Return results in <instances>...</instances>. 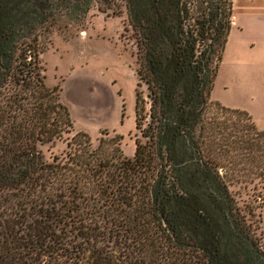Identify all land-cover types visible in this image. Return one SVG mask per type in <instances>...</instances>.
I'll use <instances>...</instances> for the list:
<instances>
[{"label":"trees","instance_id":"trees-1","mask_svg":"<svg viewBox=\"0 0 264 264\" xmlns=\"http://www.w3.org/2000/svg\"><path fill=\"white\" fill-rule=\"evenodd\" d=\"M113 1L0 0V264H264L230 191L264 183V131L210 99L233 0H122L149 92L146 141L123 159L76 133L65 160L44 159L72 126L27 38ZM135 116L140 129V94Z\"/></svg>","mask_w":264,"mask_h":264},{"label":"rangeland","instance_id":"rangeland-1","mask_svg":"<svg viewBox=\"0 0 264 264\" xmlns=\"http://www.w3.org/2000/svg\"><path fill=\"white\" fill-rule=\"evenodd\" d=\"M113 2L117 4H110L105 13L93 6L80 22L66 27L59 20L48 22L39 28L36 40L27 38L28 56L36 54L44 86L55 91L72 126L53 147H41L47 162L54 157L65 160L67 142L76 133L90 137V150L102 140L103 150L118 151L123 159H133L135 143L146 141L142 131L149 123V92L143 82L138 85L135 35L124 2ZM232 14L210 99L245 110L264 131V108L258 100L264 98V0H233ZM138 94L145 117L140 129L135 128ZM239 183L230 191L264 249V183Z\"/></svg>","mask_w":264,"mask_h":264},{"label":"crops","instance_id":"crops-1","mask_svg":"<svg viewBox=\"0 0 264 264\" xmlns=\"http://www.w3.org/2000/svg\"><path fill=\"white\" fill-rule=\"evenodd\" d=\"M230 35V34H229ZM229 39V38H228ZM264 91V90H263ZM263 91L261 92V91H259V93H263ZM260 95V94H259ZM258 100H261V107H263L264 108V98L262 99V96H261V99H258ZM263 114H264V112H263ZM263 119H264V116H263Z\"/></svg>","mask_w":264,"mask_h":264}]
</instances>
